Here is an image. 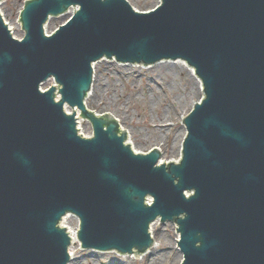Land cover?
Wrapping results in <instances>:
<instances>
[{
    "label": "water",
    "instance_id": "water-1",
    "mask_svg": "<svg viewBox=\"0 0 264 264\" xmlns=\"http://www.w3.org/2000/svg\"><path fill=\"white\" fill-rule=\"evenodd\" d=\"M76 4L47 36L48 17ZM24 9L23 40L0 13V264H68L72 239L59 226L68 214L79 216L85 248L146 251L161 219L179 225L182 264H264V0H163L150 13L127 0H31ZM105 56L196 68L206 97L186 120L179 163L157 165L158 149L135 153L115 120L87 111L93 63ZM51 77L60 102L56 87L40 89ZM65 104L84 111L95 137L78 134Z\"/></svg>",
    "mask_w": 264,
    "mask_h": 264
},
{
    "label": "rangeland",
    "instance_id": "rangeland-1",
    "mask_svg": "<svg viewBox=\"0 0 264 264\" xmlns=\"http://www.w3.org/2000/svg\"><path fill=\"white\" fill-rule=\"evenodd\" d=\"M25 1L2 0L0 5L5 20L14 27L13 33L18 38L25 35L20 21ZM129 1L135 8L145 11H149L160 2V0ZM74 11L75 8H72L65 15L53 17L47 24L46 30L49 33L53 32L59 25L68 21ZM101 62L97 70L99 79L97 78L96 81V86L101 92L99 98H89L90 108L101 113L109 110L115 112V116L121 119L124 128L129 130V141L136 150L144 152L160 147L163 154L162 161L178 160L182 155L183 139L187 134L183 116L189 113L203 93V90L200 93L194 90L193 80L187 74L189 69L187 71L186 67L183 68L174 61L165 62L171 66L164 67L159 64L146 66L130 63L128 65L107 57ZM53 84L55 81L49 79L43 88H49ZM67 110L72 111V108L69 107ZM76 111L80 116L78 121L82 122L80 132L92 135V123L86 118H81V111ZM63 224L70 230H78L79 218L70 215ZM153 227L154 247L146 255H137V257L123 256L116 251L100 252L83 249L75 235L77 240L71 247L74 251V259L70 264H181L183 255L178 246L180 234L177 223L171 221L162 223L159 220L154 222Z\"/></svg>",
    "mask_w": 264,
    "mask_h": 264
},
{
    "label": "bare ground",
    "instance_id": "bare-ground-1",
    "mask_svg": "<svg viewBox=\"0 0 264 264\" xmlns=\"http://www.w3.org/2000/svg\"><path fill=\"white\" fill-rule=\"evenodd\" d=\"M100 62L101 61H99V62H95L94 63V83H93V85H92V92H90L89 93V95L87 96V100H86V107L87 108H90V102H89V98H93V99H96V98H99V92H101V91H99V87H97L96 86V81L99 79L98 77V75H97V70H98V66L100 65ZM165 62H169V60H167V59H163L162 61H160L159 63H157V64H159V65H161L162 67H164V66H166V65H168V66H171V65H169L168 63H165ZM171 62V61H170ZM177 65L178 64H180L183 68H185L186 67V69H187V71H188V69H189V72L187 73L189 76H190V78L193 80V82H192V84L194 83V90H196L197 92H199L200 93V91L202 92V90H204V86H203V82H202V80H201V78L200 77H198V75H197V73H196V71H195V69H194V67L193 66H191L190 64H188V62H186V61H184V60H179V59H176L175 61H174ZM99 63V64H98ZM102 63V62H101ZM175 64V66H177ZM154 65H156V64H154ZM98 78V79H97ZM101 82V81H100ZM99 84V83H98ZM119 91V90H118ZM119 93V92H118ZM117 95V94H116ZM202 95H203V93H202ZM106 99V98H105ZM101 100V99H100ZM99 100V101H100ZM109 101V100H108ZM128 101V100H127ZM126 102V101H125ZM124 102V103H125ZM99 103V102H98ZM108 104V103H107ZM96 106V105H95ZM128 108V107H127ZM96 113H98V114H101V112H99V111H97L96 110ZM103 113V112H102ZM115 113V112H114ZM77 115H78V113H77ZM79 117L80 116H76V119L77 120H79ZM81 118H82V116H81ZM114 119H116V121H118V123H119V126H121V129H124L126 132H128L127 134V143L128 144H130L133 148H135L134 147V145H133V143H131L129 140V130H127V129H125L124 128V124H122V121H121V119L119 120V118H116V117H113ZM124 120V119H123ZM166 122V121H165ZM77 123H78V126L80 127V125H82V122H80V121H77ZM161 123V122H160ZM163 123V122H162ZM161 123V124H162ZM156 125V124H155ZM160 125V124H159ZM163 126V125H162ZM156 131H158V130H156ZM166 132V131H165ZM133 132H131V134H132ZM139 133V132H138ZM82 134H84V133H82ZM85 135V134H84ZM138 136V135H137ZM133 137H134V135H133ZM141 137V136H140ZM138 138V137H137ZM155 138H156V136H155ZM149 139V138H148ZM154 139V138H153ZM161 139V138H160ZM152 140V139H151ZM155 141V140H154ZM135 142V141H134ZM150 142V141H149ZM161 143V142H160ZM159 144V143H158ZM157 145V144H156ZM136 149V148H135ZM136 152H138L137 150H136ZM66 217H68V216H66ZM66 219V218H65ZM65 219L63 220V222L62 223H64V221H65ZM64 226V225H63ZM153 227V226H152ZM154 232V227L153 228H151V232ZM69 233H70V235H71V238L73 239V244L76 242V238L78 237L77 235H78V230H73V229H71V230H69ZM75 235H76V238H75ZM152 235H154L153 233H152ZM155 236V235H154ZM70 251H72V252H74L73 250H72V248H70ZM71 252V254H72V256H73V253Z\"/></svg>",
    "mask_w": 264,
    "mask_h": 264
}]
</instances>
